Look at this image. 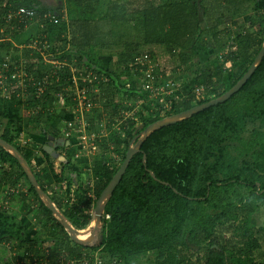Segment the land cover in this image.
Instances as JSON below:
<instances>
[{
  "label": "trees",
  "instance_id": "trees-1",
  "mask_svg": "<svg viewBox=\"0 0 264 264\" xmlns=\"http://www.w3.org/2000/svg\"><path fill=\"white\" fill-rule=\"evenodd\" d=\"M135 1L141 5L136 10V27L143 36V44L157 45L169 52L189 51V55L179 53L181 65H187L191 57L208 53L209 49L203 42L204 33L209 34L214 49L221 48L227 42L226 30L219 31L215 26L210 30L202 27L195 0ZM245 3L243 1V5ZM19 7L33 8L40 15L49 12L40 6L38 0H0V23L1 16L9 8L14 10ZM63 9L66 10L70 24L101 22L120 14L113 0H62V6L56 10L58 21L45 22L43 32L50 42L65 41L61 34L67 29V23L59 20ZM249 22L252 32L238 34L222 59L223 63L230 65L226 75L222 76L217 70L212 75L209 60L204 61L200 66L203 81L198 86H193L197 83L195 81L186 84L181 97L176 92L175 95H179L176 101L168 96L167 116L219 98L244 76L264 45V0L253 2ZM29 29L24 31L22 28L18 33H12L11 39L15 45L0 44V52L9 47L17 51L19 47L27 46L33 36L31 31L28 32ZM136 56H120L124 73L132 77L128 71V62ZM146 56L153 66V56ZM32 59L36 61L39 58L35 56ZM53 59L68 64L76 59L85 68L80 72L82 78L87 72H92L108 78V83H112L124 96L135 100L148 98L145 92L134 87L135 83L126 88L120 76L94 66L85 54L67 51ZM43 75H39V79ZM66 77L65 74H57V85L65 86ZM135 78L139 80V76ZM81 86L92 87V84L81 82ZM200 86L205 89V99L196 101L193 90ZM189 89H192L191 93H187ZM55 92L61 95L57 96V101L62 107L68 108L73 104L62 89L57 88ZM211 94L214 96L210 98ZM55 103L56 99L49 94V90L41 98L35 96L24 102L29 108H39V117L44 115L47 106L52 107ZM21 104L16 92L0 98V140L25 161L41 190L60 214L74 228H86L91 221V199L84 193H77L74 204H63L65 196L61 189L65 177L73 179V174L79 175L78 168L71 163L70 144H64L68 158L58 170L49 160L45 151L47 147L40 150V161L44 165L40 164L42 176L38 175L32 164L34 150L19 148L15 144L22 131L13 128L23 118ZM110 108L112 115L121 109L119 104H111ZM161 109L144 120L141 131L161 120ZM259 119L264 120V56L246 83L225 103L156 130L145 139L105 204L109 220L104 221L100 233L101 256L104 259H115L118 264H135L139 257L152 253L155 258L153 264H183L181 249L186 243H207L203 264H256L252 253L258 246L247 222L243 224V236L248 237V242L244 249H238L235 254L228 255L226 249L217 244L214 235L217 228L225 225L230 228L237 221V210H245L251 216L259 205L264 207V137H254L248 141L241 138L247 124ZM52 120L47 119L49 123ZM90 127H93V122H90ZM108 129L106 138L99 142L100 154L91 170L92 175L98 179L94 188V203L124 161L130 142L139 135L132 134V125H122L117 131L111 130L109 126ZM41 135L46 137L44 133ZM233 143L243 149L244 157L242 155L240 161L232 158L229 151ZM110 151L120 157L118 166H108L110 160L105 154ZM43 175L45 178L49 175L53 185L43 180ZM11 189L17 194L9 198L18 210H12L9 214L0 210V243L4 241L15 247L6 264H34L35 259V264H55L54 260L59 258L61 251L67 254L68 260L79 261L97 249L95 246L77 244L70 239L62 223L37 195L16 158L0 146V195ZM240 189L248 191V198L242 197ZM15 196L17 200H14ZM35 229H38L35 232L37 236H30V232L33 233ZM47 248L49 254L45 258L44 250Z\"/></svg>",
  "mask_w": 264,
  "mask_h": 264
},
{
  "label": "rangeland",
  "instance_id": "rangeland-1",
  "mask_svg": "<svg viewBox=\"0 0 264 264\" xmlns=\"http://www.w3.org/2000/svg\"><path fill=\"white\" fill-rule=\"evenodd\" d=\"M38 1L42 8L48 10L51 14H55L56 17L58 16L56 10L62 6V0ZM113 1L114 7H117L120 14L113 19L101 22L70 24L67 20L66 10H61L62 18L59 20L67 23V29L61 34L62 38L65 39L63 42L48 41L47 34L44 35L45 31L43 32L41 28L34 26L28 31H31V35H33L29 41L30 47L25 45L24 47H19L17 51H13V47H9L6 51L2 50L0 52V71L4 68L3 65H6L4 69L5 75L0 84V98L16 92L23 103L20 106L23 118L13 126V128L22 130L15 144L19 148L34 150L35 158L32 159L34 171L42 176L41 166L44 163L40 161L42 158L40 150L44 147H47L50 151V154H48L49 160L57 170L60 169L61 163H65L68 158L64 144L66 146L67 142L70 144L72 150L71 163L79 168L80 171L78 172V177H73V179H68V176L65 177L66 180L63 182L65 190L62 189L63 193L62 190L61 193L66 199L72 198L77 193L83 194L93 189V193L90 192L92 195L91 200H95L94 188L98 179L92 175L91 170L97 162V156L100 154L99 142L105 139L108 134V126L111 130L117 131L122 125L125 127L132 125V134H139L134 138L135 141L133 140L134 142L129 144V150L133 149L137 141L144 135V131H141L145 123L144 120H147L150 115L157 113L160 107L162 109L159 115L163 113L165 118L176 115L167 116L166 112L169 105L167 100L169 98L175 101L178 100L179 95L180 97L183 95L182 90L186 84H193L191 82L195 81L197 83L193 86H198L197 84L203 81V77L200 74V66L204 61L209 60L212 75L215 70L220 72L222 76L226 75L227 67L230 65L229 63H223L222 59L226 55L229 46L232 45L238 34L252 32L249 18L252 16L253 2L255 0H195L199 7V20L202 27L210 30L215 26L219 31L224 32L226 30L228 39L221 48L214 49L211 45L209 34L204 33L203 42L209 49L208 53L199 57H191L187 65H181L179 53L189 55V51L175 50L174 52H169V50L157 45L147 46L143 44V36L136 27L138 17L136 10L141 7L139 2L137 3L135 0ZM243 1L244 3L246 2L244 5ZM235 3L242 5L235 6ZM126 9H128V12H126ZM40 34L43 35L40 36ZM67 51L85 54L90 58V62L94 66L97 65L120 76L124 80L125 85L131 86L135 83L134 87L136 89H140L141 83L135 77L124 73L120 56L122 54H131V56L152 55L151 60L154 64L152 63L153 67L150 74L154 87L164 86L163 90L168 89V92L176 90L169 98V95H166L167 98L165 99L158 97L159 99L135 100L130 96H124L112 83L100 86L98 91H95L94 86L83 87L81 86L80 72L85 68L81 63L76 59H72L71 64L57 62L53 59ZM35 56L39 58L36 61L32 59ZM53 73L55 75L65 74V76L68 74L69 77H66L67 80H65L66 85L62 86L60 84L58 86L54 80L55 76ZM43 74L50 76L47 91L49 90V94L55 97L56 103L52 107L47 106L46 111L43 113L44 115L39 117V108H29L24 102L31 100L36 95L34 91H31L32 86L27 82L28 78L36 82L39 80V75ZM57 88L60 90L67 88L66 94L68 98H70L72 103L73 101L75 103L67 109L62 107L61 103L57 101V96H61L55 92ZM191 90L189 89L187 93H191ZM176 92H179V95H175ZM213 96L211 94L209 97ZM83 97L94 103V107L91 110L86 109L84 106ZM111 104H119L121 107V109L116 111L115 115H112ZM133 108H137L135 117L131 115ZM48 118H53L51 123L47 121ZM135 118L136 120H134ZM90 122H93V127H90ZM67 132L70 134L66 135ZM42 133L46 137H43ZM254 137H264V120L259 119L254 123L249 122L241 133V138L244 141L254 139ZM229 151L232 154V158L237 161L244 157L242 154L243 149L237 143L231 144ZM9 152L13 154V152ZM76 155L79 158H76ZM105 155L110 160L108 166H118L120 164L121 159L114 151H110ZM47 177L50 179L49 175ZM43 180L48 181L44 175ZM73 182L79 184L78 190L70 188ZM50 184L53 185L51 180ZM90 184H92V188L88 187ZM55 192L57 191L55 190ZM61 193L58 195L60 196ZM239 193L244 199L248 198L246 189H240ZM31 198L34 200L32 195ZM9 213L10 211L7 212V214ZM237 214L238 219L230 228L225 225L216 229L215 241L226 249L228 255L235 254L238 249H244L248 242V237L243 236V224L247 222L248 228L253 232V239L258 246L253 250L252 258H254L253 260L256 264L263 263L264 230L262 231V229L264 228V207L259 205L251 216L241 209L237 210ZM91 225L92 227L89 224L87 228L78 232V240L86 241L90 237L89 235L83 239L81 235L91 228H95L93 222ZM101 231V229L95 231L96 234L93 239L95 244L100 242ZM11 242H13L12 239ZM4 243L6 247L7 242ZM206 248L207 243L198 245L186 243L185 247L181 249L183 264H203L206 257ZM0 250H2V253H8L6 248L0 247ZM154 261L153 254L147 253L136 259L135 264H153Z\"/></svg>",
  "mask_w": 264,
  "mask_h": 264
},
{
  "label": "built area",
  "instance_id": "built-area-1",
  "mask_svg": "<svg viewBox=\"0 0 264 264\" xmlns=\"http://www.w3.org/2000/svg\"><path fill=\"white\" fill-rule=\"evenodd\" d=\"M40 17H42V18L40 19ZM1 21H2V23H0V44L10 43L12 45H15L14 41L11 39L12 33H18L22 28L24 29V31H26L32 26H36L39 29L41 28L43 31L45 29V22H56V21H58V18L55 16V14H51L50 12H47V13H44L43 15H40L39 12H37L33 8L19 7V8H16L14 10L12 8H9L1 16ZM27 47H30L29 44L27 45ZM5 66L3 65L4 68L0 71V84L2 83L4 75H5L4 74ZM152 67L153 66H151V61L146 55H138V56L134 57L131 60V62L128 64V71L131 75H133V77L139 76V81L141 83L140 90L147 94L148 99H155V98L159 99L158 97H162L161 99H164L166 97V95H169V96L173 95V93L176 89L168 92V89L165 91L163 90L164 86L154 87L152 79H151V74H150ZM53 74L55 77L54 76H52V77H54L55 82H58V80L56 79L57 75H55V73H53ZM26 77H28V76H26ZM67 77H69L68 74H67ZM80 81L84 82V83L89 82L90 84H92V86L95 87V91H98L100 86H104V85L108 84V78H106L104 76L95 75L92 72H87V74L84 78H82V76H81ZM27 82L30 83V85L32 86L34 94H36L35 95L36 98H41L45 94L47 87L50 83V76L48 74H44L43 77L41 79L37 80L36 82H34L32 79L28 78ZM172 85H175V84H172ZM86 87H89V86H86ZM125 87L129 88L130 85L126 84ZM67 91H68L67 88H63L64 93H67ZM193 94H194L196 101H200V100L205 99V89L202 86L196 87L193 90ZM82 102H84V106L86 107V109L91 110L94 107V103L91 100H87L85 97H83ZM73 103H75V101H73ZM65 109H67V108H65ZM136 109L137 108L132 109V111H133L131 114L132 117H135L136 111H137ZM160 116H161L160 117L161 119H166L163 116V113H161ZM134 120H136V118ZM77 130L80 132L79 129H77ZM69 134H70L69 132L66 133V135H69ZM132 142H134V141H132ZM129 149H130V147H129ZM75 157L79 158L77 155ZM73 186L76 187V189H74V190H78L77 188H79V187L76 184H73ZM63 187L64 186H62V189L64 190ZM88 187L92 188V184H90V186H88ZM63 190H62V192H63ZM90 192L93 193V189L90 190ZM90 192H88V191L86 193L84 192L83 195H86L87 198L91 199L92 195L90 194ZM13 194H17V193H15V191L11 189V190H8L7 192L0 195V210H3L5 212L10 211V210L8 211V209H11L14 205H13L12 201L10 200L9 196H12ZM75 197H76V195L70 199L65 198L63 200V204H67V205L74 204L75 203ZM54 208L56 209L55 205H54ZM57 212L60 214V212L58 210H57ZM93 214H94V201L91 200V204H90L91 221L89 223L90 227H92L91 224H92V222H94L93 221ZM60 216H61V218H58V217H56V218L59 221H60V219H63L64 222H66L69 225L68 221L62 216V214H60ZM107 220H109V215L106 214L105 211H103L102 222H101V225L98 228V230L102 229L104 221H107ZM78 232L79 231H77V233ZM91 232H92V230L90 231V234H91ZM95 234L96 233H94V235ZM91 236L89 238H91ZM94 237H93V239H94ZM93 239L86 246H88V247L95 246V247H97V249L94 250V252L92 254H89L88 257H84L79 261L68 260L67 254L64 253L63 251H61L59 258L54 260L55 264H118L117 260H115V259H112V258L104 259L101 256L102 247H100L99 243L95 244L94 243L95 240H93ZM44 253H45L44 257L46 258V256L49 254V249L48 248L45 249ZM35 263H36V259L34 260V264Z\"/></svg>",
  "mask_w": 264,
  "mask_h": 264
},
{
  "label": "water",
  "instance_id": "water-1",
  "mask_svg": "<svg viewBox=\"0 0 264 264\" xmlns=\"http://www.w3.org/2000/svg\"><path fill=\"white\" fill-rule=\"evenodd\" d=\"M263 56H264V45L262 46L261 50L258 52L256 58L254 59L253 63L251 64V66L248 69V71L244 74V76L237 82V84L233 88H231L229 91L224 93L219 98L211 100V101H209V102H207L205 104L193 107L190 110H187V111H184V112H180V113H178V114H176V115H174V116H172L170 118L161 119V120L149 125L144 130L143 137L140 140L137 141V143L135 144L133 149L127 151V153L125 155V159L122 162V164L120 165L118 171L112 177V179L110 180L108 185L105 187V189L101 192L100 196L96 200L95 207H94V217H93L95 228L93 229V234H92L91 238H89V240H86V241L78 240L76 238V236H75L74 230L66 222H64L63 219H60V222L62 223L66 233L68 234V236L74 242H76L77 244L87 245L88 243H90L92 241L93 237H94L95 231L96 230L98 231V228L101 225L102 214H103V211L105 210V204H106L107 200L111 197L114 189L119 184V182H120V180H121V178H122L127 166L129 165V162H130L132 156L134 154H136L137 152H139L140 146L145 141V139L151 133H153L156 130H159V129L164 128V127H168V126H170V125H172V124H174L176 122H179V121H182L184 119H187V118H189V117H191V116H193V115H195V114H197L199 112H202V111H204V110H206V109H208L210 107L225 103L232 95H234L246 83V81L254 73L256 68L260 65ZM67 145H69L68 142H67ZM0 146L3 147L8 152L9 151L13 152L12 155L16 158L17 162L21 166V169L25 173L28 181L30 182L31 186L33 187V189L35 190L37 195L44 201V203L47 206V208L53 212L54 216H56L58 218H61L60 214L54 208L53 203L50 201V199L41 190V188L38 185L36 179L34 178V175H33L32 171L29 169V167L27 166L25 161L20 158V156L18 155V153L14 149H11V148L7 147L2 140H0ZM45 151L48 154H50L49 150L45 149Z\"/></svg>",
  "mask_w": 264,
  "mask_h": 264
},
{
  "label": "crops",
  "instance_id": "crops-1",
  "mask_svg": "<svg viewBox=\"0 0 264 264\" xmlns=\"http://www.w3.org/2000/svg\"><path fill=\"white\" fill-rule=\"evenodd\" d=\"M22 47H24V46H22ZM78 170H79V168H78ZM79 171H80V170H79ZM72 176H73V177H78L79 175L77 176V174H76V175L73 174ZM46 178H47L48 181H50V179H49L47 176H46ZM73 184H75V182H73V183L71 184L70 188H72V189H76V187L73 186ZM76 185L79 187V184H76ZM62 186H64V185H62ZM63 188H64V190H65V186H64ZM77 189H79V188H77ZM17 199H18L17 196L14 197V200H17ZM13 204H14V203H13ZM12 210H14V211L18 210L17 205L15 206V204H14V206L10 209V211H12ZM37 231H38V230L35 229V230H33V233L30 232V236L33 235L34 237H36L37 235L35 234V232H37ZM34 234H35L36 236H35ZM0 247L6 248V249L8 250V253H2V252H1L2 250H0V264H6V263H7V260L10 259L9 256L11 255L12 250L15 249V247H11L9 244L6 245V247H5V243H4V241L0 243ZM26 247L29 248L28 246H26ZM9 262H10V261H9ZM9 264H10V263H9Z\"/></svg>",
  "mask_w": 264,
  "mask_h": 264
},
{
  "label": "clouds",
  "instance_id": "clouds-1",
  "mask_svg": "<svg viewBox=\"0 0 264 264\" xmlns=\"http://www.w3.org/2000/svg\"><path fill=\"white\" fill-rule=\"evenodd\" d=\"M96 203V202H95ZM95 203H94V207H95ZM105 211V210H104ZM93 217H94V214H93ZM93 221H94V219H93ZM69 223V222H68ZM94 223V222H93ZM71 224L69 223V226H70ZM73 230H74V233H75V236H76V238H77V235H78V233H77V231H81V230H83V229H81V230H78V229H74V227L71 225L70 226ZM87 228V227H86ZM71 239V238H70ZM72 240V239H71ZM87 240H89V239H87ZM76 243V242H75ZM89 244V243H88ZM87 244V245H88ZM86 246V245H85Z\"/></svg>",
  "mask_w": 264,
  "mask_h": 264
},
{
  "label": "bare ground",
  "instance_id": "bare-ground-1",
  "mask_svg": "<svg viewBox=\"0 0 264 264\" xmlns=\"http://www.w3.org/2000/svg\"><path fill=\"white\" fill-rule=\"evenodd\" d=\"M91 230H93L92 228L90 229V230H88L86 233H83L82 235H81V237L83 238V239H85V237H88L89 235L91 236V234H90V231ZM87 233H88V235H87Z\"/></svg>",
  "mask_w": 264,
  "mask_h": 264
}]
</instances>
